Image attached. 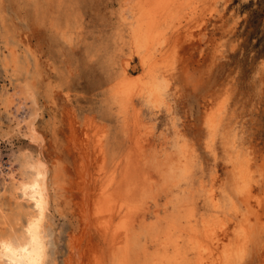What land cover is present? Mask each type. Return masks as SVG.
<instances>
[{"label": "rangeland", "instance_id": "rangeland-1", "mask_svg": "<svg viewBox=\"0 0 264 264\" xmlns=\"http://www.w3.org/2000/svg\"><path fill=\"white\" fill-rule=\"evenodd\" d=\"M197 1L196 13L190 15L188 8L187 14L186 10L174 14L170 23L175 42L169 40L168 56L158 62L163 65L165 83L160 100L153 103L137 96L146 69L130 40L135 0H0V160L19 148L31 147L39 148L52 166L57 181L56 264L96 262L104 206L92 185L99 167L95 159L101 160L93 142L100 137L108 134L115 151L124 152L144 147L153 153L160 145L174 149L182 148L184 142L191 147L186 150L196 151L198 181L209 184L213 177L221 179L229 173L228 156L234 154L217 142L213 157L205 146L207 120L219 116L223 106V115L232 111L237 117L238 122L232 118L229 128L237 131L235 144L242 140V151L252 150L264 170V0H221L211 12ZM124 67L127 78L121 75ZM123 86L128 90L125 103L117 99L122 91L115 94L116 87L121 90ZM23 87H29L31 96L21 93ZM33 111L42 136L39 144H32L15 128ZM140 131L142 138L134 139ZM256 187L263 193L264 189ZM249 200L247 204L240 201L241 208L248 206L253 219L261 218L255 198ZM260 215L264 220V213ZM231 216L223 219L229 226L232 223L229 231L235 226ZM259 230L264 231L263 226ZM252 255L238 264H262Z\"/></svg>", "mask_w": 264, "mask_h": 264}, {"label": "bare ground", "instance_id": "bare-ground-1", "mask_svg": "<svg viewBox=\"0 0 264 264\" xmlns=\"http://www.w3.org/2000/svg\"><path fill=\"white\" fill-rule=\"evenodd\" d=\"M220 1L199 0L202 7L207 6L210 12L216 9ZM195 3L198 1L135 0L133 3L136 19L133 22L130 20V40L140 53L142 67L146 69V80L144 77L143 84L141 86L140 83L137 84L140 87L137 96L140 95L148 102H158L165 83L164 71L161 68L164 61L162 58L168 56L169 40L174 41L171 39L174 27L172 24L170 26V23L176 16L174 14L182 13L181 11L184 13V10L187 14L188 8L190 15L196 13L197 10L194 9L199 5ZM126 18L124 14V19ZM161 59L162 66L159 64ZM121 75L123 78L129 76L127 67L123 68ZM130 78L133 79L132 76ZM28 88H21V93L31 96ZM116 89V95L118 91H122L117 96L118 101L120 99L125 103L128 90L124 89V86V90L122 88L119 90L118 87ZM129 93L131 94L130 91ZM132 93L136 94L133 90ZM22 94L20 98L23 97ZM134 107L135 110L139 109L136 105ZM222 107L219 116H210L208 120L206 117L208 135L205 146L207 145L213 157H216L217 142L223 144L225 148L223 150L227 152L229 149L234 154L228 156L227 164L231 166L229 173L221 179L213 177L209 184H204L203 179L198 181L196 176L198 166L195 167V164L198 165L195 162L196 151L194 149H192L194 152L191 151L188 145L190 151L186 150L188 147H185L184 142L182 148L178 146L168 149L167 145H164L165 148L160 145L161 148L156 147L153 153L141 147L144 142L139 144L141 146L136 145V148L141 147L140 150H135L136 152L115 151V143L109 139L108 134L104 137L99 136L100 138L93 142L95 152L99 153L102 162L100 164L101 160L95 159L99 167L96 165L98 170L95 173L98 172V175L93 176L92 185L97 191V198H100L99 204L104 206L101 216L103 228L101 232L99 231L101 244L95 264H238L250 253L264 264V231L259 230V226L264 228V222L258 221L263 218L260 214L264 213V198L261 197L264 191L259 194L256 190V186L264 189V170L252 150L246 147L247 150L242 151L244 148V143H241L242 146L240 144L242 140L239 139L240 145L235 144L233 137L239 138L236 135L237 131L233 130L235 132L233 135L234 132L229 131V128L232 127L230 125L232 118L234 120L237 117H233L230 110L223 115ZM126 110L128 109L126 108L124 113ZM217 111L215 113L218 114L219 110ZM35 120L36 113L33 111L22 121H18L15 128L32 144H39L42 136ZM231 134L233 136L229 139ZM134 136H137L134 138L137 140L142 138L141 131ZM86 141L91 140L87 137ZM150 141L149 139L148 144L152 143ZM179 142L181 141L178 140ZM85 144L88 145V142ZM229 144H232L230 148ZM90 150L89 148L88 152ZM85 170L86 168L82 170L84 179L87 177ZM53 172L52 166L39 148H19L12 151L6 160H0V239L11 238L14 246L19 244L23 247L31 240L27 232L28 226L34 224L41 214L43 216L37 232L38 243L30 246L26 253L20 252L11 258L4 255L0 258V264H11L12 260L18 261L19 264H27L30 259L42 260V264H56L57 241L54 235L56 230L53 209L57 181ZM250 198H255L254 203L263 211L262 213L260 210L257 211L261 218L257 219L255 216L253 219L251 216V209L246 206ZM161 199L165 200L161 202ZM240 201L246 203V208H241ZM38 204L40 207H37ZM230 214H234L235 221L234 229L231 231L229 230L232 228L230 226H233L232 223L229 226L228 221H224L228 220ZM41 244L42 255L39 252ZM70 247L71 250L77 251L76 246Z\"/></svg>", "mask_w": 264, "mask_h": 264}, {"label": "snow or ice", "instance_id": "snow-or-ice-1", "mask_svg": "<svg viewBox=\"0 0 264 264\" xmlns=\"http://www.w3.org/2000/svg\"><path fill=\"white\" fill-rule=\"evenodd\" d=\"M37 207H40L38 204ZM43 219V216L41 214L40 218L34 223L30 224L28 226L27 232L28 235L31 237V240L28 243H25L23 247H21L19 244H15L14 241L9 239H0V258H3L4 255H8L10 258L15 256L17 253L20 252H28L29 247L32 245H36L38 243V235L37 232L39 231V223ZM34 228L36 231H34ZM39 252L42 255L43 254V246L40 245ZM11 264H19L18 261L12 260ZM27 264H42V260L39 259H30L27 261Z\"/></svg>", "mask_w": 264, "mask_h": 264}]
</instances>
